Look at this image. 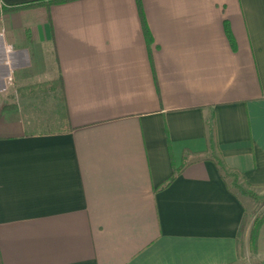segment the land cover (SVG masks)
<instances>
[{
  "label": "crops",
  "instance_id": "crops-1",
  "mask_svg": "<svg viewBox=\"0 0 264 264\" xmlns=\"http://www.w3.org/2000/svg\"><path fill=\"white\" fill-rule=\"evenodd\" d=\"M48 1L0 0V264H239L264 0H139L150 43L137 0Z\"/></svg>",
  "mask_w": 264,
  "mask_h": 264
},
{
  "label": "rangeland",
  "instance_id": "rangeland-1",
  "mask_svg": "<svg viewBox=\"0 0 264 264\" xmlns=\"http://www.w3.org/2000/svg\"><path fill=\"white\" fill-rule=\"evenodd\" d=\"M233 189L238 195H240V197L243 198L245 202L249 203V206L246 208L245 224L240 235L242 260L239 264H264V225H262V229L259 231L261 234L259 242L260 250L256 252L252 250L253 245L250 239L254 229L255 221H262L264 224V189L253 191L255 194L254 198L250 196H243L237 191V189Z\"/></svg>",
  "mask_w": 264,
  "mask_h": 264
},
{
  "label": "trees",
  "instance_id": "trees-1",
  "mask_svg": "<svg viewBox=\"0 0 264 264\" xmlns=\"http://www.w3.org/2000/svg\"><path fill=\"white\" fill-rule=\"evenodd\" d=\"M73 1H76V0H49L47 3H45V5H47L48 7H51V6H55V5H60V4H66V3H69V2H73ZM41 4H44V3H41ZM38 6V4H32V5H28V6H24V7H19L20 9H27V8H33V7H36ZM137 6H138V10H139V14L141 16V20H142V10H141V6H140V1L137 0ZM142 25H143V30H144V33L146 35V38H147V43L149 42L150 43V37L148 35V32H147V29H146V26H145V23L144 21L142 20ZM216 164L219 168V170L221 172H224V167L221 165L220 161H216ZM225 173V172H224ZM226 175V174H225ZM175 178V174H173L165 183H163L159 189H163V188H166ZM232 188H235L237 189V191L243 195V196H250V197H253L254 198V193L253 191L251 190H246L242 187H240L238 185V181L236 178L233 179L232 181ZM244 224H245V219L243 220V223H242V226H241V231H242V228L244 227ZM263 225V222L262 221H258L256 220L255 221V225H254V229H253V232H252V235H251V241H252V250L254 252H256V245H257V239H258V234H259V231L261 229ZM240 231V233H241Z\"/></svg>",
  "mask_w": 264,
  "mask_h": 264
}]
</instances>
